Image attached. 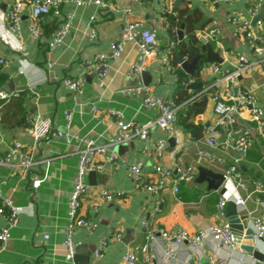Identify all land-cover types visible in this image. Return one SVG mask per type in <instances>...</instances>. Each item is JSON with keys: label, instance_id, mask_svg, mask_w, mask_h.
Masks as SVG:
<instances>
[{"label": "crops", "instance_id": "obj_1", "mask_svg": "<svg viewBox=\"0 0 264 264\" xmlns=\"http://www.w3.org/2000/svg\"><path fill=\"white\" fill-rule=\"evenodd\" d=\"M100 1L111 3L118 11H105L94 4L81 7L65 4L61 7L62 16L47 15L39 20L41 35L38 38L27 29V10L22 15L16 34L9 38L5 21L9 1L1 3L0 88L13 96L0 100V158H5L12 143L17 141L38 164L25 179L20 177L15 160L0 165V198H8L14 205L29 211L19 215L17 225L9 230V240L0 253V264H124L122 257L125 251L144 243L143 219L160 230L195 233L210 224H221L229 219L241 220L249 212L264 214V209L255 202L257 198L264 199V135L257 131L248 110L241 111L237 125L232 128L215 126L217 116L212 87L216 78L233 69L237 53L244 54L254 68L244 71L237 78L233 95L238 91L252 90L257 106L264 109V23L255 27L253 17L247 12L248 8L256 6L257 16L264 20V0L218 4L207 0H143L139 4H130L128 0ZM126 8L132 10L129 18L141 21L145 27H149L153 19L157 21V54L147 62L145 75L131 77L129 70L137 59L138 48L132 42L126 43L120 57L110 61L107 76L99 78L90 65L91 61L97 53L108 52L111 42L119 40L123 10ZM182 9L188 10L187 15L195 12L199 17L198 21L190 26L188 24V30L185 27L186 15L179 17ZM166 13L177 17V27L169 29ZM234 13H241L251 23L259 38L255 45H249L247 39L236 32L235 25L230 21ZM66 14L72 15L69 33L59 47L50 50L48 41ZM183 18V40L180 41L178 31ZM214 26L218 33L208 42L214 51L220 49L221 63L207 64L202 58L200 69L190 76L177 63L175 54L180 53L187 61L192 54L184 51L185 48H179L177 43L175 54L169 58L172 70L168 71L163 66L160 57L166 53L171 41L182 42L186 49L193 48L205 55L206 49L197 40L196 34ZM190 28L193 29L191 32ZM92 31H95L96 38L89 41L87 37ZM18 45L22 46L21 50ZM213 65L218 66L215 73ZM65 77L81 79L84 83L82 93L76 94L67 89L62 82ZM190 83L198 84L197 88H188ZM141 86L149 87L150 93L173 101L177 107L175 132L169 134L154 128L149 136L150 141H166L162 165L170 169L176 165L185 169L196 168L197 175L192 181L181 183L176 195L172 194L170 186H166L156 204L151 194L143 190L135 191L127 176L128 167L141 162L142 179L145 182L152 179L155 159L150 141L133 138L117 144V163H104V172L86 179L92 189L82 200L81 212L97 226L92 232L84 229L75 231V256L67 261L62 245L68 225L67 203L80 152L84 149L83 139H91L96 145H106L110 139H115L118 127L111 111L120 112L125 122L145 124L156 119L158 111L143 106L144 95L129 92ZM16 101L22 103V109L16 108ZM93 108L97 109L96 114ZM67 111L72 113L68 129L65 126ZM34 115L50 118L54 129L38 142L34 141L27 122L28 117ZM185 124L193 125V132H198L193 134L185 130ZM236 129L253 139L251 147L243 155L223 146L228 135ZM57 130L67 132L70 141L67 142L64 136H55ZM212 130L215 131L216 148L207 144ZM203 152H208L211 158H205ZM235 158L240 159V177L248 186L246 192L239 190L245 199V209L227 204L220 211L217 207L218 194L208 189L206 181L197 180L198 169L222 175ZM99 160L103 158L99 157ZM35 177L43 181L38 188L31 189L28 181ZM253 182L260 184L258 190ZM102 188L111 193L123 191L125 196L105 203L98 196V189ZM6 225L5 218L0 215V228ZM115 233L121 234V241L112 239ZM102 239H108V246L104 255L96 258L94 251ZM259 245L258 249L264 255V243ZM212 255H216L215 261H223L224 264H264V258L258 261L244 251L240 243L235 242V248L229 250L210 241L205 243L201 253L192 255L190 263L212 264L209 259ZM187 259L188 252L183 248L173 261L160 260L157 264H186Z\"/></svg>", "mask_w": 264, "mask_h": 264}, {"label": "built area", "instance_id": "obj_2", "mask_svg": "<svg viewBox=\"0 0 264 264\" xmlns=\"http://www.w3.org/2000/svg\"><path fill=\"white\" fill-rule=\"evenodd\" d=\"M3 0H0V7ZM9 4L5 12L6 33L9 38L13 37L18 30L19 22L25 10L28 11V25L29 33L38 38L41 35L39 27V20L43 16L53 15L55 17L62 16L61 7L65 4H74L76 7L83 5L94 4L105 11L116 12L117 7L106 1L100 0H8ZM130 4H139L143 0H128ZM211 4L237 2L239 0H207ZM132 10L126 8L123 10V25L122 32L119 40L110 43L108 52L97 53L91 66L95 69L99 78H105L109 71V63L120 57L124 50L126 43L132 42L138 48V56L136 61L131 65L129 76L134 77L142 74L147 69V62L157 54L158 40L156 20L153 19L149 27H145L139 20H131L129 18ZM250 16L257 17L258 7L252 6L247 9ZM71 14H66L64 20L52 33L49 41L48 48L54 50L59 47L65 36L69 33L71 27ZM94 19V17H93ZM230 21L235 25L236 32L247 39L249 45H255L259 39L252 29L251 23L244 19L241 13H234L230 17ZM264 20L258 19L255 23L256 26H262ZM218 33L217 28H213L198 32V38L209 41ZM88 40L92 41L96 38L95 31L88 35ZM177 41H171L168 44L166 53L160 57L161 63L168 71L172 70V65L169 60L170 56L174 54ZM19 50L22 49L21 45L17 46ZM264 51V50H263ZM261 51V53L263 52ZM237 61L233 69L222 76L216 78L212 84L214 89V113L217 116L215 126H229L234 127L238 123V118L241 111L248 110L252 122L256 124L257 131L264 135V109L257 106L255 96L252 90L238 91L233 95V87L237 78L249 69H253V63L249 62L244 54L237 53ZM2 60H0V63ZM213 72L218 71V66H212ZM51 79H56L51 77ZM64 86L70 91L80 94L83 91L84 83L81 79H72L65 77L63 79ZM133 95H144L143 106L148 109H156L158 116L153 121L145 124H138L133 121L125 122L120 112L111 111L110 114L116 118V125L118 127V135L115 139H110L106 145H96L91 139H83L84 149L80 152L77 171L73 187L71 189L69 200L67 203V217L68 225L65 229V236L63 240V247L65 249V259L67 261L73 260L76 252V246L73 241V235L76 230L84 229L87 232H92L96 228V224L87 220L81 212V204L83 198L91 191L92 187L87 183V176L90 173H102L105 170L104 163L116 164L118 160L116 145L133 138H138L142 141H150V133L154 128L166 131L173 134L176 130L177 124V107L174 102L158 95L150 93L149 87L141 86L138 88L130 89ZM12 94L0 88V100H8ZM93 113H97V109L93 108ZM72 113L67 111L65 113V126L68 129L71 125ZM27 122L35 142L46 138L54 129L53 123L50 118H45L40 115L28 117ZM55 136H64L67 142L70 141V136L64 132L57 130ZM215 131H211V138L208 139L207 144L211 148H216L217 143L214 140ZM253 142L252 137L242 132L241 130L232 131L227 139L224 141L223 146L226 149H231L236 153L245 154L251 147ZM155 164L153 165L152 179L145 182L142 179L141 162L131 164L127 169V176L133 183L134 190H143L151 194L156 202L159 203L161 191L170 186L173 195L179 191L181 183L192 181L196 175V168L187 167L186 169L180 165H176L173 169L164 167L161 163L163 153L166 149V141L158 139L150 141ZM202 155L209 159L211 158L208 152H203ZM99 157L103 160L100 161ZM10 160L17 162L20 177L25 179L29 177L32 168L38 164L33 156L23 148L19 142L12 143L9 148L8 154L5 158H0V165H5ZM240 159L235 158L234 163L225 169L222 176L223 182L215 191L219 196L217 207L223 211L225 206L232 202L235 206L245 209V199L240 195L239 190L246 192L248 190L247 183H245L239 172ZM43 179L35 177L28 181L31 189H36L40 186ZM256 190L260 188L258 182H253ZM98 196L101 201L105 203L113 202L116 199H121L125 196L123 191L111 193L107 189H98ZM1 197V195H0ZM0 215L5 218L7 225L0 228V253L5 249L9 240V230L15 227L19 220V215L27 213L28 208L19 207L12 203L8 198H0ZM256 205L264 209V199L257 198ZM222 214V213H221ZM247 226L252 230L253 240L256 246L264 243V214L257 215L249 212L246 215ZM141 225L144 229V243L129 247L123 254L122 261L124 264H157V261H173L179 251L183 248L188 252V259L186 264H191L190 259L192 255L201 253L203 246L208 241L215 243L225 249H234L235 242L232 229L227 221L221 224H210L195 233H190L186 230H173L166 231L160 230L153 226L147 219L141 220ZM121 234L115 233L112 235L114 241H121ZM108 246V239L99 241L95 248V257L101 258L104 255ZM212 264H224L223 261H215L216 255L209 257Z\"/></svg>", "mask_w": 264, "mask_h": 264}, {"label": "water", "instance_id": "obj_3", "mask_svg": "<svg viewBox=\"0 0 264 264\" xmlns=\"http://www.w3.org/2000/svg\"><path fill=\"white\" fill-rule=\"evenodd\" d=\"M259 17L260 15L254 18L255 23L259 19ZM183 29H184V18L181 20V23L179 25L178 37L180 41L183 40ZM196 38L199 42L202 43V45L206 49L205 55L198 53L193 48H187V50L192 54V58L190 59V61H187V59L183 58L180 55V53L175 54L177 58V63L181 66V68L185 71V73L190 76H194L195 71H198L200 69V59L202 58H205L207 64L222 62V59L219 56L220 49H216V51H214L212 49L210 42L198 38V33L196 34ZM141 75H145V73H142ZM197 86L198 84L196 83H190L188 88L196 89ZM239 155H243V154L239 153ZM96 174L98 173L97 172L90 173L88 174L87 177ZM197 180L206 181L209 184L208 189L216 190L222 184L223 176L221 174H216L204 168H199ZM228 205H233V203L229 202ZM228 223L232 229L234 241L240 243L241 248L244 251L252 254V256L255 259H257L258 261H263L264 255L259 251L258 247L256 246L253 240V233L252 230L247 226L246 218L243 217L241 220L229 219Z\"/></svg>", "mask_w": 264, "mask_h": 264}, {"label": "trees", "instance_id": "obj_4", "mask_svg": "<svg viewBox=\"0 0 264 264\" xmlns=\"http://www.w3.org/2000/svg\"><path fill=\"white\" fill-rule=\"evenodd\" d=\"M187 12H188V10L187 9H182L181 10V12L179 13L180 15H179V17L180 16H183V15H186V23H185V27H186V30H188V24H189V26H190V24H193L194 22H196V21H198V14L197 13H195V12H193V13H191V14H189V15H187ZM166 17H167V19H168V21H169V25H170V28L169 29H171V28H174V27H177V25L179 24L178 22H177V17H174L173 15H171V14H168V13H166ZM186 24H187V26H186ZM193 29H189V32H191ZM178 43V47L179 48H185L184 49V51H187V49H186V47L184 46V44L182 43V42H177ZM176 48H177V45H176V47H175V50H176ZM188 52V51H187ZM174 54H175V51H174ZM181 75V74H180ZM15 106H17L16 108L17 109H22V103L20 102V101H16L15 102ZM186 120V119H185ZM25 123H26V121H25V117H24V120H23V125H25ZM27 124V123H26ZM184 128H185V130H189L190 132H193V129H194V127H193V125H191V124H185V126H184ZM199 129V128H198ZM197 129V130H198ZM198 131H194L193 132V134H195V133H197ZM199 136V135H198Z\"/></svg>", "mask_w": 264, "mask_h": 264}]
</instances>
